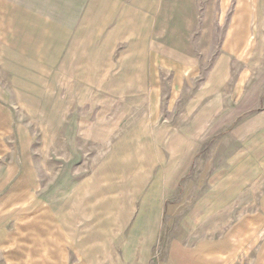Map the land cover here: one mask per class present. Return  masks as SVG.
Here are the masks:
<instances>
[{"label": "rangeland", "instance_id": "obj_1", "mask_svg": "<svg viewBox=\"0 0 264 264\" xmlns=\"http://www.w3.org/2000/svg\"><path fill=\"white\" fill-rule=\"evenodd\" d=\"M70 3L0 0V264H264V0Z\"/></svg>", "mask_w": 264, "mask_h": 264}, {"label": "crops", "instance_id": "obj_2", "mask_svg": "<svg viewBox=\"0 0 264 264\" xmlns=\"http://www.w3.org/2000/svg\"><path fill=\"white\" fill-rule=\"evenodd\" d=\"M9 0V4H18V6L23 7V12H29L28 15H33L37 17L38 20L45 19L50 22H70V26L73 24L77 27V21L72 22L73 17L76 16L72 14V3L70 0ZM75 10V9H74Z\"/></svg>", "mask_w": 264, "mask_h": 264}]
</instances>
